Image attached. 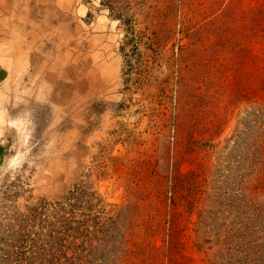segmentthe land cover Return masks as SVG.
<instances>
[{"label":"rangeland","instance_id":"rangeland-1","mask_svg":"<svg viewBox=\"0 0 264 264\" xmlns=\"http://www.w3.org/2000/svg\"><path fill=\"white\" fill-rule=\"evenodd\" d=\"M7 48L0 264H264V0H0Z\"/></svg>","mask_w":264,"mask_h":264},{"label":"bare ground","instance_id":"bare-ground-1","mask_svg":"<svg viewBox=\"0 0 264 264\" xmlns=\"http://www.w3.org/2000/svg\"><path fill=\"white\" fill-rule=\"evenodd\" d=\"M10 38V36H9ZM8 38V39H9ZM11 39V38H10ZM17 40V39H16ZM14 42V40H13ZM12 43V42H11ZM7 45V42H6ZM18 46V45H17ZM11 48V46H9ZM15 47V46H14ZM13 49V48H12ZM15 50V49H13ZM5 51L4 55H0V67H5L6 70L7 68L11 71V73H13V70L16 68L17 66V71H15L13 74H22L23 72H25L24 74L28 73V69L30 68L31 64H30V57L27 54H24L22 52H18V55L20 53L19 56H17V60L15 61L12 56L10 55V49L7 48L6 50H2ZM16 53V52H15ZM1 54V53H0ZM10 55V57H9ZM13 56H15L13 54ZM31 69V68H30ZM9 73V72H8ZM6 74V72H5ZM55 166V165H54ZM57 169V167H55ZM59 169V168H58ZM55 172V171H54ZM53 175V174H52Z\"/></svg>","mask_w":264,"mask_h":264}]
</instances>
